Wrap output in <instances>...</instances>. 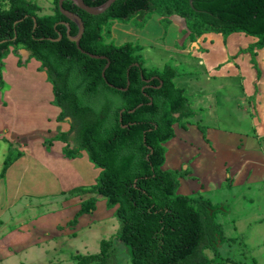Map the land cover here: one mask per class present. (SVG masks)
<instances>
[{"label": "trees", "instance_id": "obj_1", "mask_svg": "<svg viewBox=\"0 0 264 264\" xmlns=\"http://www.w3.org/2000/svg\"><path fill=\"white\" fill-rule=\"evenodd\" d=\"M84 1L100 6L107 0ZM54 3V17L38 16L39 6L27 0H11L8 9H0V89L1 68L10 47L22 46L30 51L53 84V104L61 108L57 120L68 117L72 121L69 132L57 136L68 142L70 133L75 135L77 147L65 146V156L77 158L84 150L101 169L96 184L70 191L72 195H91L81 202L73 223L95 211L102 197L108 209H116L114 215L121 222L117 239L128 247L132 264H240L219 254L217 245L226 238L215 214L210 213L211 202L201 196L178 194L179 179L185 172L162 169L167 151L164 143L174 136L168 115L179 114L181 119L192 115L183 91L173 83L177 71L168 67L163 72L147 73L134 55L136 47L105 43L102 34L110 20L126 23L139 17L141 28L158 13L167 27L170 18L178 15L192 37L210 32L225 36L243 32L257 37L259 41L248 51L258 69L254 50L264 48V0H193L192 4L190 0H117L100 15H91L73 1H65L64 7L84 21L82 49L107 59L91 58L77 48L68 38V28L60 22L70 23L71 36L78 34L77 24L62 15L58 0ZM59 34L61 40H51ZM108 60L104 79L102 71ZM146 80L162 86H146ZM104 90L108 100L101 104ZM21 156L22 152L11 144L0 177ZM108 243L102 241L104 251ZM206 249H211L215 257L207 256ZM104 251L79 255L78 264H107Z\"/></svg>", "mask_w": 264, "mask_h": 264}, {"label": "crops", "instance_id": "obj_2", "mask_svg": "<svg viewBox=\"0 0 264 264\" xmlns=\"http://www.w3.org/2000/svg\"><path fill=\"white\" fill-rule=\"evenodd\" d=\"M7 1L11 2V0ZM27 1L39 6L38 16H52L47 12L51 11L54 0H48V4L44 2V5L40 0ZM4 2L6 4V1ZM161 18L162 16L153 14L143 28H138L133 23L124 24L118 20H110L107 24L108 28L104 26V30L110 43L116 46L140 43L144 48L155 46L157 49L170 50V60L163 63L161 67L152 66L149 69L145 67V64L153 65L149 56L142 59L136 51L134 53L147 73L163 72L168 67L177 71L173 83L176 88L183 91L188 101L189 110L192 112L190 117L183 118L186 121L185 126L178 124L176 128L174 127L173 138L164 143L167 151L162 169L185 172V175L179 179L178 194L190 197L201 196L211 202L208 192L213 190L215 184L206 191L203 188L207 182L214 181L215 172L218 173L216 188L222 190L226 185L232 187L233 183L239 180L244 172H251L253 157L256 154L264 162V154L256 151L257 148H254L252 143H249L246 148L244 145L246 137L253 134L258 139L264 138V48L254 50L260 71L259 77L258 69L252 63L253 54L248 51L251 45L259 41L257 37L243 32H235L228 36L210 32L199 37H192L185 20L178 15H173L170 18L171 28L173 26L178 27V31L183 32L180 37L181 43L175 45L174 37L178 31L174 33V28H172V32L170 29L168 32L165 31L160 23ZM165 36L167 41L161 42L162 39L165 41ZM192 38L195 39L194 42H192ZM158 45L161 46L158 47ZM14 54L13 65L17 67V72L24 73L25 68H29L31 61L29 74L35 75L39 83L49 82L46 69H43L40 61L31 57L30 51L20 46V49ZM182 54L191 55L194 62L191 64L190 62H183L184 60L177 56ZM159 68L163 69L159 70ZM45 87H49V90L47 91L48 95H44V101L53 103V84L50 82V86ZM11 102L12 104L6 108V103L3 100L0 101V119L2 122L7 117L8 110L15 111L18 108L15 99H12ZM247 104H249V108H247ZM44 109L49 114L47 119L54 121L53 126L57 128L60 134L69 132H63L60 129L64 122L69 119L66 117L61 122L57 120L61 113L60 107L55 108L44 103ZM249 111H251L253 118L248 130L251 131L247 133L248 131L242 129V125L247 122L246 118ZM175 115L179 116V114ZM68 127L70 130L71 126ZM197 133H200V136H204V138L197 140L190 135ZM57 136L56 134L53 140L61 142L62 152H58L53 155V158H50L47 152L38 146L35 153L38 161L34 160L38 165H42L45 171L34 173L35 162L33 159L29 160L27 148L30 145H36L39 141H41V145H44L45 140L36 139L38 136L35 134H31L27 140L26 136L17 134L14 128H7L0 132V154H2L0 176L10 145L13 144L15 149L22 152V156L11 164L3 177H0V238L12 233L18 235L17 230L25 232L23 242H7L3 245L0 249V264H78V256L84 255L77 253L74 263H64L63 256L56 254L55 242L57 240L59 242L67 241L69 236H75L78 233V227L89 228L95 224L97 222L98 202L96 210L88 213L92 216L89 217L88 214H84L78 218L76 223H73V220L67 221L66 227H71L72 230L67 231L66 234L62 232L63 224L60 223H54L48 228H44L42 225L37 226L36 221L42 216H34L27 222L23 221L25 223L19 225L23 226V230L21 227L16 230L14 227L11 229L12 223L18 221L19 217L27 212V209L30 211L32 201H29L28 197L36 195L35 199H37L45 194L44 190L36 192L37 187L34 186L33 179L42 184L53 185L52 188L54 189H51V192L56 193V190L61 192L65 198L64 204L67 206L79 204L76 207V210L79 211L81 202L84 200L82 197L85 195H72L70 191L77 187H85L84 182H93L91 179L95 175L93 173H96L94 177L97 178L100 174L101 169L96 168L89 160L86 151L80 150V156L77 158L66 157L63 149L68 142L58 140ZM222 137L229 142H234L236 146L224 148ZM219 154L223 156L220 157ZM210 157V164L207 165L206 161ZM185 164L187 166L183 168ZM69 168L73 169V175H77L79 179L71 177V173L68 172ZM91 174L92 176H90ZM71 180H79V182L70 183ZM95 183L91 184L94 185ZM191 185L197 186L191 188ZM35 203L37 202L35 201ZM211 204L214 206L212 202ZM115 210V208L105 210L103 218L114 219ZM216 217H214L215 221ZM117 234L113 233L110 237L102 239L101 246L103 240L109 241L106 246L107 254L116 255L119 259L126 260L125 264L132 263L128 247L117 239ZM221 243L223 242L219 241L217 247ZM100 253L102 250L94 254ZM230 262L236 264L233 261ZM107 264L116 263L108 258Z\"/></svg>", "mask_w": 264, "mask_h": 264}, {"label": "rangeland", "instance_id": "obj_3", "mask_svg": "<svg viewBox=\"0 0 264 264\" xmlns=\"http://www.w3.org/2000/svg\"><path fill=\"white\" fill-rule=\"evenodd\" d=\"M4 1H6V4ZM40 2L44 5V2L48 4L49 1L40 0ZM9 7L10 2H8L7 0H0V9H8ZM47 13L52 14L51 17L56 16L55 3L51 7V11ZM137 20H140L139 17H134L126 22V24L133 23L138 27L139 23L137 22ZM145 25L146 24H144L143 27H145ZM161 25L162 28L167 32L169 31V29L172 32V28H174V33L179 30L178 27L175 28L173 26L171 28L172 22L168 26L166 25L167 27H165L162 23ZM182 33V31H178L179 35L177 34L174 37L175 45L177 43H181L180 37ZM102 37L105 43H110V41L108 40V35L104 29ZM164 38L165 41L162 39L161 42L167 41L166 36ZM194 41L195 39L192 38V42ZM131 45L137 47L136 52L141 56L142 59L149 56L150 60H152L151 62L153 65L148 66V64H145V67L147 69L152 66L161 67L163 63L170 60L169 49H157L155 46L144 48L140 43H136L135 45L131 43ZM160 46L161 45H158V47ZM19 49L20 46L10 47V55L7 56L5 60H3V67L1 68V83H3V87L0 89V101L3 100V102L6 103L5 107L8 108L9 105L12 104L11 100L15 99V104L18 106V108H16L15 111L8 110V115L3 120V122L0 119V132L5 131L7 128H14V131L17 134L26 136L27 140L31 134H35L38 136V138L36 139L43 141L45 140V144L41 145V141H39L34 146L30 145L27 148L29 151V160H37L35 153L38 146L39 148L44 149L45 152H47L48 157L53 158L54 154L62 152L61 142L53 140V137L56 134L59 135L60 133L57 131V128L53 126L54 121H49L47 119L49 114L44 109V103L55 108L59 107L55 106L53 103L44 101V95L47 96V91L49 90V87L45 86H50V82L39 83V80L35 75L29 74L28 70L31 67V61L29 62V68H25L24 73L16 71L17 67L13 65V60L15 57L14 53H16ZM140 49L142 50L140 51ZM177 56L184 60L183 62H190V64L194 62L192 60V56L189 54H182ZM162 69L163 68H159V70ZM106 94L107 91H102V96L100 98L101 104L107 102L108 99ZM247 108H249V104H247ZM251 114V111H249L246 118L247 122L242 125V129L245 131H248L252 124L253 116H251ZM168 119L173 122V128H176L178 124H183L185 126V119H181L179 116L170 114L168 115ZM71 122L72 121L70 118L67 119L64 122V125L60 127L61 131L68 132V126H71ZM66 129L67 131H64ZM250 131H248L247 133H249ZM190 135L197 140H201V138H204V136H200V133ZM222 140L224 142V144H222L224 148H233L236 146L234 142H229L223 137ZM249 143H252L253 147L257 148L256 151L264 154V138L258 139L253 134L250 137H246V142L244 144L245 148ZM76 144L77 143L75 135L73 133H70L69 141L65 146L68 145L70 148L75 149L77 147ZM1 156L2 154H0V161ZM218 156L222 157L223 155L219 154ZM35 160L34 173L42 170L44 172L45 168L42 165H38ZM210 161L211 157L206 161L207 165L210 164ZM185 166H187V164H185L183 168H185ZM68 172L71 173V177L79 179L77 175H73L74 171L72 168H69ZM93 174L96 175V173ZM90 176H92V174ZM94 176L91 178L93 182H84L85 187H90L92 186L91 183L96 182L97 177ZM213 178L214 181L207 182L203 189L204 191H206L211 186H213V184H215L213 190L208 192L209 196L211 197L210 200L214 204L210 213L215 214V217L217 216L216 221L223 227L224 236L226 238L225 242L219 244V254L222 257H231L236 261H239L240 264H264V162L260 159V156L256 154V156L253 157L251 172H244L240 179L233 183L232 187L226 185L222 190L221 188H216V182H218V173L215 172ZM71 182L78 183L79 180H71L70 183ZM33 183L34 186L37 187L36 192L44 190L45 194H42L40 198L38 197L39 199H35L36 195H31L28 197V200L32 201L30 211H28L27 209V212L24 215H21L18 221L14 220L15 222L11 224V229H13L14 227V230H16L21 227V230H23V226L19 225H22V223L29 221V219H32L34 216H42L37 219V226L42 225L44 228H48L54 223H60L63 224V233L66 234L68 233L67 231L72 230L71 227L67 228L66 224L67 221L70 222L71 220H73L75 213L78 211L76 210V207L79 204L67 206L66 204H64L65 198L61 195V192H58V190H56V193L51 192V189H54L52 188L54 187L53 185L48 183L42 184L36 179H33ZM196 186L197 185H191V188H194ZM89 196L91 195L87 194L83 196L82 199H86V197ZM35 201L37 203L34 204ZM97 207V222L95 224L91 225V227L89 228L78 227V233L75 236H69L67 241L59 242L57 240V242H55L57 246L56 254H61L63 256L62 260H64V263H74L76 261L75 255L77 253L88 255L98 253L101 250L103 252L104 248L101 246V240L110 237L113 233H119L121 222L116 217H114V219L103 218L105 210H109L104 198L101 197L99 199ZM88 215L89 217L92 216V214ZM16 232H19L20 234L18 233V235H16V233H12L3 238H0V249L7 242L24 241L23 235L25 232H21L18 230ZM106 249L107 248L105 247V251ZM205 253L210 258L215 256L211 249L205 250ZM108 258L116 264L126 263V260L119 259L116 255L108 254L107 259ZM226 264L234 263L228 262Z\"/></svg>", "mask_w": 264, "mask_h": 264}, {"label": "water", "instance_id": "obj_4", "mask_svg": "<svg viewBox=\"0 0 264 264\" xmlns=\"http://www.w3.org/2000/svg\"><path fill=\"white\" fill-rule=\"evenodd\" d=\"M65 1H68V0H58V8H59V11L62 13V15H64L69 21H72L74 23L77 24L78 28H79V31H78V34L76 36H71V26H70V23L67 22V21H62L60 23L66 25V27L68 28L67 29V35H68V38L75 42L76 45H77V48L83 53V54H87L89 55L91 58H95V59H107V57L105 56H102V55H96V54H91L89 52H86L85 50L82 49V47L80 46V41L82 39V36L84 34V31H85V24H84V21L83 19L78 15L76 14L75 12H72L68 9H66L64 7V2ZM70 1H73L77 6L78 8L86 11L87 13L91 14V15H100V14H103L105 13L109 8H111V6L117 1V0H107L104 4L100 5V6H89L86 4V2L84 0H70ZM192 1L193 0H190V3L192 4ZM18 23V22H16ZM16 38V37H15ZM62 39V35L59 34V37L57 39H51L53 41H58V40H61ZM198 47V46H197ZM137 66H139V64H136ZM110 66V61L108 60V63L106 64L105 68L103 69L102 71V76L103 78L105 79L106 77V70L109 68ZM154 79V78H152ZM147 82H150V80H146ZM108 83V81H106ZM162 83V82H161ZM129 84V83H128ZM108 85L110 87H114V85L108 83ZM120 90H127L128 88H119ZM152 100V98H151ZM138 107H141V105H139ZM135 110H132L130 112H134ZM122 114V112H121Z\"/></svg>", "mask_w": 264, "mask_h": 264}, {"label": "flooded vegetation", "instance_id": "obj_5", "mask_svg": "<svg viewBox=\"0 0 264 264\" xmlns=\"http://www.w3.org/2000/svg\"><path fill=\"white\" fill-rule=\"evenodd\" d=\"M146 86H152V87H154V88H156V89H160V88H161V86H162V84H161V85H159V86H155V85H154V84H152V83H151V81H150V82H147ZM150 99H151V98H150ZM150 104H152V100H151Z\"/></svg>", "mask_w": 264, "mask_h": 264}]
</instances>
